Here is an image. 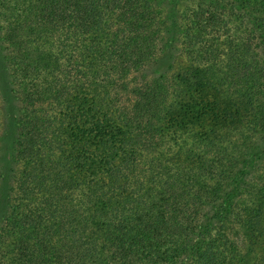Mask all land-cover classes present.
Returning <instances> with one entry per match:
<instances>
[{"label": "trees", "instance_id": "trees-1", "mask_svg": "<svg viewBox=\"0 0 264 264\" xmlns=\"http://www.w3.org/2000/svg\"><path fill=\"white\" fill-rule=\"evenodd\" d=\"M181 1L0 0V264H264V0Z\"/></svg>", "mask_w": 264, "mask_h": 264}, {"label": "rangeland", "instance_id": "rangeland-1", "mask_svg": "<svg viewBox=\"0 0 264 264\" xmlns=\"http://www.w3.org/2000/svg\"><path fill=\"white\" fill-rule=\"evenodd\" d=\"M170 1V3H173L174 4V2H177V8L178 9H181L182 8V4H181V0H169ZM182 61V60H181ZM183 62H185V60H183ZM8 156V155H7ZM7 158V157H6Z\"/></svg>", "mask_w": 264, "mask_h": 264}]
</instances>
